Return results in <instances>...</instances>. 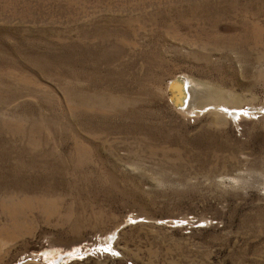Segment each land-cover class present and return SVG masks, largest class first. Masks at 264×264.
<instances>
[{
	"label": "rangeland",
	"instance_id": "rangeland-1",
	"mask_svg": "<svg viewBox=\"0 0 264 264\" xmlns=\"http://www.w3.org/2000/svg\"><path fill=\"white\" fill-rule=\"evenodd\" d=\"M0 264H264V0H0Z\"/></svg>",
	"mask_w": 264,
	"mask_h": 264
},
{
	"label": "bare ground",
	"instance_id": "bare-ground-1",
	"mask_svg": "<svg viewBox=\"0 0 264 264\" xmlns=\"http://www.w3.org/2000/svg\"><path fill=\"white\" fill-rule=\"evenodd\" d=\"M173 93H174V96L176 97V100L178 101V103L181 102V98L179 97L182 94L181 86H178L175 84L174 89H173Z\"/></svg>",
	"mask_w": 264,
	"mask_h": 264
}]
</instances>
